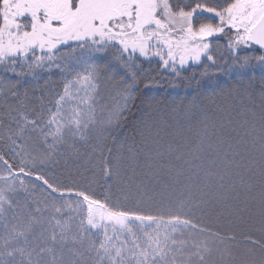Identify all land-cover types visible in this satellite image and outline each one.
<instances>
[{
    "label": "snow or ice",
    "instance_id": "6c2138e0",
    "mask_svg": "<svg viewBox=\"0 0 264 264\" xmlns=\"http://www.w3.org/2000/svg\"><path fill=\"white\" fill-rule=\"evenodd\" d=\"M0 264H264V0H0Z\"/></svg>",
    "mask_w": 264,
    "mask_h": 264
}]
</instances>
